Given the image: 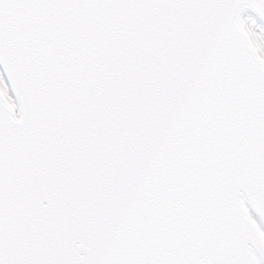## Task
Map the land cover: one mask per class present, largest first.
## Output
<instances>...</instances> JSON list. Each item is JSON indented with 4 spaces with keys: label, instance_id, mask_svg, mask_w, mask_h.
<instances>
[{
    "label": "snow or ice",
    "instance_id": "snow-or-ice-1",
    "mask_svg": "<svg viewBox=\"0 0 264 264\" xmlns=\"http://www.w3.org/2000/svg\"><path fill=\"white\" fill-rule=\"evenodd\" d=\"M0 264H264V0H0Z\"/></svg>",
    "mask_w": 264,
    "mask_h": 264
}]
</instances>
